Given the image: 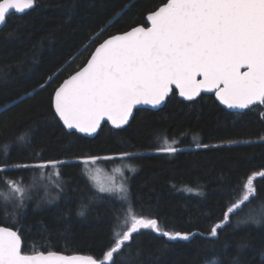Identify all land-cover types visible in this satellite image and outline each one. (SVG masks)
I'll return each mask as SVG.
<instances>
[{"label":"trees","instance_id":"16d2710c","mask_svg":"<svg viewBox=\"0 0 264 264\" xmlns=\"http://www.w3.org/2000/svg\"><path fill=\"white\" fill-rule=\"evenodd\" d=\"M160 3L36 0L33 9L12 14L0 30V164L67 162L60 168L67 191L58 200L36 207L37 200L45 197V189L37 185L33 199L18 212L12 205L0 207V225L21 231L25 253L53 250L101 259L110 244V223H115L109 201L117 211L122 202L117 196L100 193L108 200L89 203L98 190L78 158L116 156L127 151L140 155L98 162L107 168L129 165L133 213L138 218L156 219L168 231L201 234L188 241H168L142 229L141 234H133V250H140L141 264H213L214 260L231 264L242 240L253 245L244 251L243 264H264V225L236 228L230 216L231 226L218 229V238L208 235L231 203L227 193L241 189L253 173L264 172V106L236 113L223 108L213 95L185 101L176 92L163 108L138 109L128 126L115 129L105 124L94 138L75 132L70 135L53 119L54 89L83 67L104 39L146 26V14ZM49 77L53 79L49 81ZM25 132H30V144L17 140ZM165 138L177 152L158 151L165 146ZM4 145H8L7 157ZM5 175L22 179L25 185L32 183L28 170ZM254 185L264 199V176L257 175ZM82 203L89 208L83 217L78 215ZM259 203H254L257 211ZM13 214L19 220L17 225L11 222Z\"/></svg>","mask_w":264,"mask_h":264},{"label":"snow or ice","instance_id":"6c2138e0","mask_svg":"<svg viewBox=\"0 0 264 264\" xmlns=\"http://www.w3.org/2000/svg\"><path fill=\"white\" fill-rule=\"evenodd\" d=\"M35 3L36 0H0V28L13 10L24 13L33 9ZM144 24L148 26H135L104 39L84 66L54 89L53 119L62 122L70 135L75 134L73 129L91 135L105 120L120 128L128 124L137 105L158 106L176 91L188 101L200 97L202 92H211L230 109L264 106V0H161L159 6L146 14ZM90 39L96 43L95 39ZM17 140L30 144V132L18 136ZM163 143L165 146L158 151H178L166 138ZM197 147L208 145L197 144ZM7 155L8 145H4V157ZM139 155L127 151L116 156L86 155L78 158V164L96 165L97 161L125 160ZM66 165L67 162L61 160L0 164V207L12 205L18 212L26 206L27 200L33 199L37 185L45 189V197L37 200L36 207L45 201L55 202L67 191L60 172ZM16 170L31 172L32 183L25 185L22 179L5 175ZM96 171L98 173L99 169ZM88 175L98 185V192L92 194L89 203L108 200L100 193L116 195L122 202L117 211L109 201L115 223H110V244L102 258L65 255L53 250L25 253L21 231L0 226V264H117L118 259L120 264H141L140 250H133V234H141L142 229L152 230L168 241H188L201 235L168 231L162 229L156 219L138 218L133 213L126 182L118 183L110 177L109 185L105 186L91 171ZM257 175L264 176V172L253 173L243 181L241 189L227 193L231 203L226 205L220 222L210 228L209 236L218 238V229L231 226L230 216L236 228L247 224L264 225V199L254 185ZM257 201L260 211L254 206ZM245 209L248 211L241 216ZM88 210V205L82 203L78 215L83 217ZM7 216L5 211V220ZM11 222L19 224L15 214ZM223 247L226 249L227 244ZM252 247L251 241H240L231 264H243L244 251ZM261 256L264 257V251ZM213 264L219 261L214 260Z\"/></svg>","mask_w":264,"mask_h":264},{"label":"water","instance_id":"95a60500","mask_svg":"<svg viewBox=\"0 0 264 264\" xmlns=\"http://www.w3.org/2000/svg\"><path fill=\"white\" fill-rule=\"evenodd\" d=\"M29 10H31V9H28V10H26L24 13H26V12H28ZM24 13H16L14 10H13V12L11 13V15L12 14H18V15H21V14H24ZM10 15V16H11ZM9 16V17H10ZM8 17V18H9ZM8 18H7V20H8ZM7 20H6V23H7ZM6 23H5V25H6ZM4 25V26H5ZM3 26V27H4ZM139 26V25H138ZM146 26H148V25H146ZM2 27V28H3ZM2 28H0V30L2 29ZM123 33V32H122ZM122 33H117V34H114V35H118V34H122ZM109 38V37H108ZM107 39V38H106ZM102 43V42H101ZM99 46V45H98ZM97 46V47H98ZM89 59H90V57H89ZM82 68V67H81ZM244 69H242V71H243ZM78 71V70H77ZM75 74V72L73 73V74H71V75H74ZM70 75V76H71ZM70 76H68L67 78H69ZM66 78V79H67ZM65 80V79H64ZM174 91H176V90H174ZM177 92V94H178V91H176ZM202 95H213L214 97H215V99H216V101L223 107V108H225V109H227V110H229V111H232V112H236V113H241V112H243V111H245V110H247V109H230V108H228L226 105H224V104H222L217 98H216V96H215V94L214 93H211V92H207V93H201V96ZM171 96V95H170ZM169 96V97H170ZM200 96V97H201ZM178 97L180 98V99H182V100H185V101H188V100H186L184 97H181V96H179V94H178ZM200 97H197L196 99H198V98H200ZM169 99V98H168ZM168 99H166L162 104H160V105H158V106H152V105H137L134 109H133V115L129 118V122H128V124H125V125H122L120 128H116L115 126H113L112 124H111V122L110 121H107V120H105V121H103L102 123H101V126H100V128L95 132V133H93V134H91V135H87V134H84V133H79L78 131H76V130H71L72 132H75V133H77V134H80V135H83V136H85V137H89V138H94V137H96L97 135H98V133L100 132V130L102 129V127L105 125V124H109L111 127H113V128H115V129H121V128H124V127H126V126H128L130 123H131V121L133 120V118H134V116H135V113H136V111L138 110V109H142V108H145V109H151V110H159V109H161V108H163L165 105H166V103H167V101H168ZM195 99V100H196ZM255 106H257V105H253V106H251L250 108H253V107H255ZM249 108V109H250ZM62 123V122H61ZM67 130V129H66ZM68 132H69V130H67ZM0 226H3V227H9V226H6V225H0ZM13 230H15V229H13ZM23 249V248H22ZM57 252H59V251H57ZM62 253V252H61ZM63 254H65V253H63ZM74 254H78V255H84V256H91V255H88V254H84V253H74ZM74 254H65V255H74Z\"/></svg>","mask_w":264,"mask_h":264},{"label":"rangeland","instance_id":"374dc122","mask_svg":"<svg viewBox=\"0 0 264 264\" xmlns=\"http://www.w3.org/2000/svg\"><path fill=\"white\" fill-rule=\"evenodd\" d=\"M87 173L91 171L92 175L97 176V179L100 184H103L105 186L109 185L110 177H114L116 181L119 183L121 181L126 182L128 189L130 188V175L128 174L129 165H117L113 166L111 168H107L104 164H100L98 161L96 165H87ZM96 169H99V172L97 173ZM116 169H120V172H117ZM121 172L123 173V177L121 176ZM131 172V171H130ZM90 178V177H89ZM93 184L95 185L96 189L98 190V185L95 181H93ZM107 194V193H106ZM116 196V195H113Z\"/></svg>","mask_w":264,"mask_h":264}]
</instances>
